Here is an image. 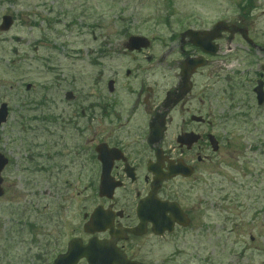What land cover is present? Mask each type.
<instances>
[{
  "label": "rangeland",
  "instance_id": "obj_1",
  "mask_svg": "<svg viewBox=\"0 0 264 264\" xmlns=\"http://www.w3.org/2000/svg\"><path fill=\"white\" fill-rule=\"evenodd\" d=\"M3 16L14 22L0 31V103L9 109L0 130V153L9 159L1 174L0 264H40L33 259L40 253L51 263L62 251V218L67 229L77 223V193L90 185V132L62 129V113L78 109L80 98L90 102L96 52L103 50L107 68L110 50L113 67L124 70L131 57L117 54L128 37L147 38L146 53L157 59L164 46L176 41L177 49L185 30L217 22L246 30L253 43L224 33L218 55L194 79L211 129L225 134L230 151L210 191L193 192L202 206L185 237L150 243L142 262L264 264V104L252 92L260 75L264 83V0H0V23ZM145 60L136 59L146 67ZM33 205L56 218L41 222L28 212ZM25 222L53 234L32 245Z\"/></svg>",
  "mask_w": 264,
  "mask_h": 264
},
{
  "label": "flooded vegetation",
  "instance_id": "obj_2",
  "mask_svg": "<svg viewBox=\"0 0 264 264\" xmlns=\"http://www.w3.org/2000/svg\"><path fill=\"white\" fill-rule=\"evenodd\" d=\"M177 42V49L176 41L164 46L157 59L146 50L129 52L121 45L117 58L131 57L124 70L113 67L110 50L107 68L100 58L104 52H96L90 102L85 104L86 98H80L78 109L62 113V129L73 126L80 135L90 132L85 143L90 151V185L77 193L81 205L75 226L67 229L62 218V251L55 258L72 240L81 245L96 240L111 244L127 260L144 264L147 245L179 235L184 238L193 226L202 206L193 192L202 187L205 195L210 191L226 163L231 142L225 134L212 131L206 101L195 95L194 79L203 69L187 81L181 75L182 63L202 56L201 51L180 36ZM139 57L146 59L148 66L136 61ZM159 68L162 76L155 78ZM79 120L85 122L83 127ZM210 137L217 143L216 151ZM29 208L45 224L56 218L47 206ZM155 225L170 230L157 235ZM37 228L35 224L27 228L33 245L39 234H53ZM56 241L46 246H57ZM47 256L40 253L36 257Z\"/></svg>",
  "mask_w": 264,
  "mask_h": 264
},
{
  "label": "water",
  "instance_id": "obj_3",
  "mask_svg": "<svg viewBox=\"0 0 264 264\" xmlns=\"http://www.w3.org/2000/svg\"><path fill=\"white\" fill-rule=\"evenodd\" d=\"M12 25V19L8 16L2 18V24L0 31H7ZM227 30L229 33L243 32L235 27H225L222 23H217L213 30L205 32H193L187 31L184 35L188 36L195 46L200 47L203 51L214 54L216 47L213 46V40H215L221 30ZM202 38L198 39V36ZM148 41L142 37H130L127 42L129 50L140 49L146 47ZM209 49V50H206ZM205 64L203 59H190L185 63V75L191 74L198 67ZM189 73V74H188ZM253 92L256 95V101L258 105H262L264 102V93L262 90V82L258 81L256 88ZM7 118V108L5 104L0 106V125L5 123ZM7 164V159L0 155V173ZM2 179L0 178V196L2 195L1 189ZM81 258H85L88 264H135L127 261L123 256L117 255L108 244L90 243L86 247L75 246L74 242L69 244L68 253L59 256L54 264H75Z\"/></svg>",
  "mask_w": 264,
  "mask_h": 264
}]
</instances>
